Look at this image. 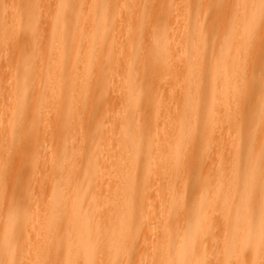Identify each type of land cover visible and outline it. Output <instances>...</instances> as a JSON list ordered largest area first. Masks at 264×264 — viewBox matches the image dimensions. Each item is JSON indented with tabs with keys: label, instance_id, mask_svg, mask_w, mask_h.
Here are the masks:
<instances>
[{
	"label": "bare ground",
	"instance_id": "1",
	"mask_svg": "<svg viewBox=\"0 0 264 264\" xmlns=\"http://www.w3.org/2000/svg\"><path fill=\"white\" fill-rule=\"evenodd\" d=\"M0 264H264V0H0Z\"/></svg>",
	"mask_w": 264,
	"mask_h": 264
},
{
	"label": "rangeland",
	"instance_id": "2",
	"mask_svg": "<svg viewBox=\"0 0 264 264\" xmlns=\"http://www.w3.org/2000/svg\"><path fill=\"white\" fill-rule=\"evenodd\" d=\"M46 63H47V62H44V67L47 65ZM91 129L93 130L92 127H91ZM90 132H91V130H90ZM92 133H93V132H92ZM92 137H93V140H94L93 143H96V142L99 140V134H98V133H94V134L91 135V138H90L91 143H92ZM145 166H147V161H146ZM145 166H144V167H145ZM90 169H91L90 162H89V161H84V162H83V165H82V171H85V170L90 171ZM86 189H87V185L82 184V185L80 186V191H81V192H84ZM190 192H191V193H190L191 197H197V196H199V194H200V192L197 191V190H195V189H191ZM187 225H188V222H187Z\"/></svg>",
	"mask_w": 264,
	"mask_h": 264
}]
</instances>
